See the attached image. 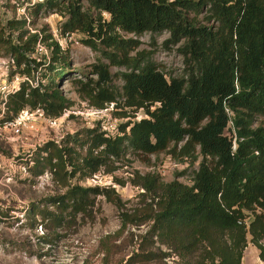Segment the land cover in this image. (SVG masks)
<instances>
[{
  "label": "trees",
  "instance_id": "obj_1",
  "mask_svg": "<svg viewBox=\"0 0 264 264\" xmlns=\"http://www.w3.org/2000/svg\"><path fill=\"white\" fill-rule=\"evenodd\" d=\"M93 5L109 21L97 26L92 14L69 6L70 31L93 34L97 29L98 38L103 35V41L117 47L123 42L120 31L168 32L169 42L182 43L188 71L186 77L167 79L152 64L133 67L123 74L124 105L143 110L145 118L121 125L115 135L88 129L38 150L29 168L32 176L49 171L59 191L27 206L23 224L45 230L41 239L52 247L61 237L55 232L71 230L84 217L93 220L103 196L122 210L124 231L149 226L128 263L154 260L158 254L152 248L159 244L171 252L165 257L175 254L180 264H243L248 236L264 262V126H255L256 118L264 116V0H94ZM32 8L38 14L62 7L59 0H43ZM26 25V20L11 21L0 29V54L6 51L16 70L25 66L24 73L15 74L29 80L8 98L7 115L16 117L30 107L57 119L70 103L57 85L53 90L40 82L32 85L29 54L38 35L26 30L13 40L14 32ZM66 69L58 71V79ZM96 70L99 82L108 86L109 67ZM98 92L97 108L117 102L107 89ZM230 130L233 137L227 135ZM126 143L147 156L172 149L175 156L195 161L199 154L203 160L192 185L177 180L163 184L156 176H145L140 196L152 202L132 213L123 211L114 189L70 183L79 174L97 175L110 158H120ZM11 212L0 210V216L13 218ZM105 252L111 256L110 249Z\"/></svg>",
  "mask_w": 264,
  "mask_h": 264
},
{
  "label": "rangeland",
  "instance_id": "obj_2",
  "mask_svg": "<svg viewBox=\"0 0 264 264\" xmlns=\"http://www.w3.org/2000/svg\"><path fill=\"white\" fill-rule=\"evenodd\" d=\"M59 1L61 10L44 8L38 14H33V5L43 0H0V29L7 27L11 21L26 20V27L15 31L13 40H18L19 34L26 30L31 35H38V41H33L34 46L29 54L30 66L34 70L33 78H30L32 85L40 82L43 88L52 90L57 85L70 103L63 115L57 118L56 125L50 123V117L42 108L26 107L23 110L32 116L22 114L23 111L16 117L7 115L6 106L5 110H1L3 87L5 82H11L15 71L24 73L26 67L12 69L6 51L1 52L0 210L12 211L13 218L0 216V264H180L175 254L165 257L166 253L171 252L159 244L152 248L158 254L154 260L128 263L138 246L139 237L148 232L149 226H128L124 231L122 210L103 196L97 199L93 220L84 217L71 230L55 232L54 235L61 237L55 239L52 247L41 239L44 233L47 234L45 230L41 231L40 227L29 229L23 224L26 222L24 211L27 206L32 202L38 204L44 197L59 191L49 171L38 177L32 176L29 168L38 150L49 141H60L77 133L85 134L88 129L115 135L121 125L145 118L143 110L136 112L124 105L123 74L131 72L133 67L152 64L167 79L186 77L188 71L187 60L181 53L182 43L169 42L168 32L136 35L120 31L119 38L123 41L120 46L108 45L103 41V35L100 38L96 36L97 29L93 34L69 30L71 17L66 9L69 6H77L82 13L92 14L97 26H101L103 20L109 21L110 17L101 15V11L93 5L94 0ZM205 17L206 9L200 19L204 20ZM101 65L109 67L111 79L108 86L99 82L96 69ZM63 67L67 68L66 75L58 79L56 75ZM4 74H7L6 78L2 77ZM106 89L115 95L117 102L99 109L98 91ZM40 112L45 116L41 117ZM125 113L127 117H124ZM259 125L264 126V116L256 118L255 126ZM227 135L233 137L235 132L230 130ZM70 141L74 142L73 139ZM125 147L120 158H110L107 166L95 177L83 178L79 174L70 183L114 189L124 203L123 211L132 213L148 209L152 202L150 197L146 199L140 196L144 192L141 183L145 176H156L163 184L177 180L192 185L203 160L199 154L195 161L175 156L172 149L147 156L134 151L127 143ZM108 236L112 238L106 241ZM251 239L248 236L243 264H264L260 250ZM261 243L264 245V240ZM146 247H151V243H147ZM105 249L111 250V256H106Z\"/></svg>",
  "mask_w": 264,
  "mask_h": 264
},
{
  "label": "built area",
  "instance_id": "obj_3",
  "mask_svg": "<svg viewBox=\"0 0 264 264\" xmlns=\"http://www.w3.org/2000/svg\"><path fill=\"white\" fill-rule=\"evenodd\" d=\"M7 58L9 59L8 64L13 67L12 69H16L15 60L11 57H7ZM3 63L7 64L5 62H3ZM2 77L6 78L7 74H4ZM0 79H1V77H0ZM26 81H29L28 78H26L24 76H19L18 74H15L14 76H12L11 82H8V83L5 82V85H4L3 90H2V98L4 99V102L2 103L1 110H5V106H6V103L8 101V98L11 95L17 93L20 90L21 84L26 82ZM22 114H26L27 116H32V115H29L28 111H26V112L23 111ZM40 116L44 117L45 114L43 112L42 113L40 112ZM29 118H31V117H29ZM49 121L52 125H56L58 123V119H54V118H49ZM18 124H20V122H18Z\"/></svg>",
  "mask_w": 264,
  "mask_h": 264
}]
</instances>
